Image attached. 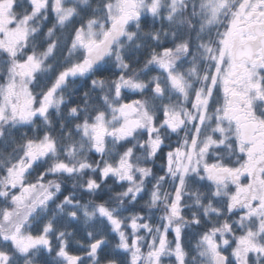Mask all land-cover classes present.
<instances>
[{"label": "snow or ice", "instance_id": "1", "mask_svg": "<svg viewBox=\"0 0 264 264\" xmlns=\"http://www.w3.org/2000/svg\"><path fill=\"white\" fill-rule=\"evenodd\" d=\"M0 264H264V0H0Z\"/></svg>", "mask_w": 264, "mask_h": 264}]
</instances>
